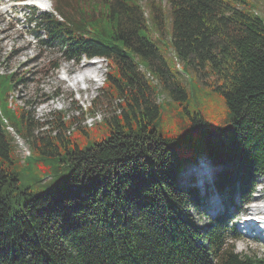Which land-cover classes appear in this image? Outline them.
<instances>
[{
    "label": "trees",
    "instance_id": "16d2710c",
    "mask_svg": "<svg viewBox=\"0 0 264 264\" xmlns=\"http://www.w3.org/2000/svg\"><path fill=\"white\" fill-rule=\"evenodd\" d=\"M260 4L56 0L55 14L33 13L64 60L106 61L92 107L111 113L91 127L61 112L40 122L13 96L23 77L0 75V264H264L228 242L226 213L199 230L197 191L178 182L205 153L234 212L233 194L247 204L264 176ZM183 74L223 100L226 124L191 103Z\"/></svg>",
    "mask_w": 264,
    "mask_h": 264
},
{
    "label": "rangeland",
    "instance_id": "374dc122",
    "mask_svg": "<svg viewBox=\"0 0 264 264\" xmlns=\"http://www.w3.org/2000/svg\"><path fill=\"white\" fill-rule=\"evenodd\" d=\"M49 4V9L52 12L56 0H49ZM4 10L8 13L1 14V11ZM22 14H25L23 18ZM256 14L264 24L263 4L258 5ZM31 16L30 11H25L18 7L10 9V5L5 0H0V75L13 73L16 74V78L23 77L24 82L18 83L13 92L18 105L24 107L40 122L49 120L52 118L53 113L58 112L67 114L69 118L77 121L80 127H91L95 123L109 117L111 111L100 102L101 100H98L95 108L92 107L108 71L106 61L103 59H81L79 62L64 60L58 48L40 45L39 40L33 38L31 35L33 31L28 23ZM20 17L22 19L26 18V22L23 23V20L21 22L18 21ZM41 39H44V34H42ZM54 65H58V68L54 69ZM88 65L95 66V74L98 75L96 81L90 83L88 89H86L87 85L82 83L78 88L71 87L69 82L70 75ZM65 69H68L67 73H65ZM185 80L189 84L190 89H192L190 91L191 103L203 108L205 105L207 107L205 116L212 124L216 126L226 124L227 108L223 100L212 92L211 88L202 85L193 75H190V78L185 76ZM88 107H92L93 111H95L94 117L88 115ZM11 134L21 148L18 153L22 157L26 156L28 151L26 143L19 139L13 131H11ZM208 168L211 172L210 175L199 179L197 175H202L200 171H206ZM219 170L220 167L200 160L195 165L184 168L179 173L178 182L184 188L194 187L198 197L202 198V200L203 197H208L207 199L211 200L210 194L218 196L222 205L217 210V214H222L226 212L228 194H221L216 188L205 187L212 178H215ZM233 199L240 210L233 217L230 216L233 215L232 210L227 214L233 220L234 227L237 229L236 234L230 235V243L235 245L236 252L241 255H255L259 258H264V241L260 237H248V240H245L246 237L243 238L241 236L240 230L235 223L237 215V223L240 225L243 220L248 218L247 215L252 216L251 210L257 212L256 210L258 209H264L263 174L257 176L255 191L247 205L243 206L237 193L233 194ZM208 204L209 202H206V206ZM194 209H190L193 223L199 230H206L214 218L213 214L209 213L207 208L206 211ZM201 210L202 212H200Z\"/></svg>",
    "mask_w": 264,
    "mask_h": 264
},
{
    "label": "bare ground",
    "instance_id": "6f19581e",
    "mask_svg": "<svg viewBox=\"0 0 264 264\" xmlns=\"http://www.w3.org/2000/svg\"><path fill=\"white\" fill-rule=\"evenodd\" d=\"M39 2L42 5L47 4V2L45 0H40ZM5 13H6L5 10L1 11V14H5ZM93 64H95V63H93ZM94 67L95 66H92V65L84 66L81 69H79L77 72H75L74 74L70 75L69 82L71 83V87L78 88V86L82 83V84L87 85L88 87L86 86V89H88L90 86V83L95 82L97 77H98V75L95 74L96 70H94ZM67 72H68V69H65V73H67ZM200 173H202V175H197V177L199 179H202V178L208 177L211 172L209 171V168H208L206 171H200ZM209 196L212 197L211 200L207 199V202H209L208 205L210 208L209 213L213 214L219 209V207L222 205V203H221L220 199L218 198V196H216L215 194H210ZM260 217H261V219L258 220L257 223H261L262 221H264V215L262 214V216H260ZM250 233H252V232H250Z\"/></svg>",
    "mask_w": 264,
    "mask_h": 264
}]
</instances>
